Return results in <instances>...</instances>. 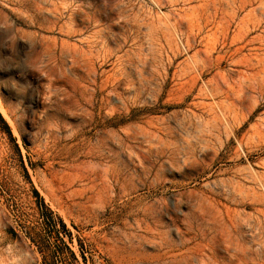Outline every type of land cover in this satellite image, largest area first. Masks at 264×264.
I'll use <instances>...</instances> for the list:
<instances>
[{
	"label": "rangeland",
	"instance_id": "1",
	"mask_svg": "<svg viewBox=\"0 0 264 264\" xmlns=\"http://www.w3.org/2000/svg\"><path fill=\"white\" fill-rule=\"evenodd\" d=\"M50 213L66 264H165L203 222L264 264V0H0V264H43Z\"/></svg>",
	"mask_w": 264,
	"mask_h": 264
},
{
	"label": "bare ground",
	"instance_id": "2",
	"mask_svg": "<svg viewBox=\"0 0 264 264\" xmlns=\"http://www.w3.org/2000/svg\"><path fill=\"white\" fill-rule=\"evenodd\" d=\"M77 68H78V66H77ZM197 227L198 228L195 230V234L192 237V239H194V240L199 239L200 242H198V244L195 247L189 248L185 253L165 257L164 259L167 261L165 264H240V262H239L240 259L237 261L236 260L231 261V259L225 255H215V253H214V249L216 247L222 248V250L224 252H227V254L230 251V249L224 247L225 245L229 244V239H228L229 233L227 231L226 226L219 225L216 223L203 222L202 224L197 225ZM176 230H177L178 234L181 236V238H184L185 235H189L192 233L191 230H193V227H190L189 229H187L186 232H181L178 228ZM232 231H235V233H238V230L235 227H234V230H232ZM144 232H146V231H144ZM181 244H184V240H182ZM237 248H238V246H236L233 249V251H237ZM233 256L237 257L238 254H234Z\"/></svg>",
	"mask_w": 264,
	"mask_h": 264
},
{
	"label": "trees",
	"instance_id": "3",
	"mask_svg": "<svg viewBox=\"0 0 264 264\" xmlns=\"http://www.w3.org/2000/svg\"><path fill=\"white\" fill-rule=\"evenodd\" d=\"M35 195L38 197V194L36 193V191H34ZM41 224L43 225V230L46 231L47 233V240L50 242V240H52L51 246L53 247V250L50 253H48V249L46 251L41 250L40 252H43V264H66L65 260L62 258V255H64L63 253V249H59L58 248V243H62L64 245V249L66 251H68L71 259L76 262V257L74 255V253L68 249V247L65 246V242L63 241L64 237L69 238V240L71 241V235L69 233H67L65 231V226L63 225V223L61 222V220H55L52 218L51 213L47 214V216H43L42 220H41ZM63 233V236L61 235ZM44 240H46L44 238ZM81 257L84 259L83 257V253H80ZM53 256L55 257H59L61 260L59 261H53Z\"/></svg>",
	"mask_w": 264,
	"mask_h": 264
}]
</instances>
